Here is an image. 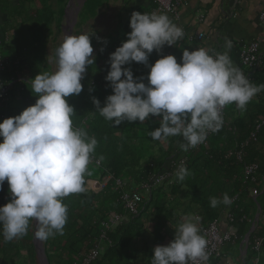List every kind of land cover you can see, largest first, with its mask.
Returning <instances> with one entry per match:
<instances>
[{
    "label": "trees",
    "instance_id": "trees-1",
    "mask_svg": "<svg viewBox=\"0 0 264 264\" xmlns=\"http://www.w3.org/2000/svg\"><path fill=\"white\" fill-rule=\"evenodd\" d=\"M129 1L124 0V10L129 14L125 21L118 20V31L99 41L95 34L90 37L92 46H96L94 65L89 66L81 81V93L67 98L75 110L74 126L85 128L98 144L93 155L95 160L89 165L92 174L86 177L87 192L64 199L68 206L64 233L44 241L48 263L73 264L82 250L87 251L96 243L103 228L102 223L113 214L120 213L122 223L107 232L112 243L90 264H151L154 247L163 245L166 238L174 239L170 230L175 233L186 217H200L199 227H204L219 218L221 211H229L233 216L231 227L237 234L236 243L247 235L254 215L258 213L254 230L248 235L246 253L240 259L242 264H264V125L259 129L256 143L244 151L241 161L234 154L225 157L226 151L249 136L256 121L264 119V91L253 97L243 112L235 104L230 105L236 108L233 110L237 114L227 118L225 111L222 128L208 135L191 152L180 149V137L158 141L148 136L149 131L159 127L160 117H150L142 123L125 121L112 126L96 112L92 97L97 98L102 107L106 97L112 94L109 82L105 80L110 70L109 54L126 41L127 33L131 31L129 20L132 12L147 13L139 8L130 11L127 8ZM6 2L8 0H0V62L3 64L0 84L8 87V96L0 102V122L19 115L35 103L30 80L35 73L50 72L49 66L44 65L45 47L52 35V26L56 24L57 31L60 30L67 0H11L8 3L10 10L4 7ZM54 4L56 7H53ZM88 5H92V15H89L95 16L98 8L105 4L101 0H84L77 14V27L91 18L88 15L80 17L84 6ZM186 42L183 40L175 46H165L159 54L153 51L149 56V65L168 54L174 55L179 63L183 49L191 48ZM124 67L131 68L134 78L143 76V82L147 84L148 67L136 62ZM250 74L251 82L264 84V62ZM89 88L93 91L90 92ZM182 153H187L185 166L190 173L183 181H179L176 172H172V182L164 181L153 187L150 198L143 203V208L139 207L138 214H128L123 210L120 200L123 185L124 192L131 193L133 187L148 183L151 174L159 173L168 160ZM242 161L258 164V182L255 186L259 194L254 200L248 196L246 189H242ZM108 176L107 186L102 190L95 192L88 186V183L101 182ZM117 180L121 182L119 186L115 184ZM224 193L229 198L238 194L239 198L230 205L210 207L209 198H222ZM9 199L8 183L5 181L0 189V206ZM33 232L34 225L30 224L28 234L23 238L4 242L0 235V264H38ZM256 237L261 239L258 251L252 249ZM50 255L54 258L51 259ZM220 259L212 257L207 264H220Z\"/></svg>",
    "mask_w": 264,
    "mask_h": 264
},
{
    "label": "clouds",
    "instance_id": "clouds-1",
    "mask_svg": "<svg viewBox=\"0 0 264 264\" xmlns=\"http://www.w3.org/2000/svg\"><path fill=\"white\" fill-rule=\"evenodd\" d=\"M129 27L126 41L109 54L110 70L105 80L112 94L102 107L92 97L96 112L112 126L160 117L159 127L149 131L148 136L158 141L180 137L179 147L187 152L202 144L209 132L222 128L226 106L235 104L243 112L253 97L264 91V84L251 82L231 59L230 40H225L223 52L204 47L183 49L179 63L168 54L149 65L150 54L175 46L184 36L183 29L165 13L136 11L130 16ZM92 35H65L55 50V70L38 73L30 80L35 103L0 122V189L7 181L10 196L0 206V235L4 242L26 236L30 224L39 241L63 235L68 219L64 199L88 190L86 177L92 174L89 165L98 141L85 128L74 126L75 110L67 98L81 93V81L89 66L94 65ZM132 62L149 68L147 84L143 76L134 78L131 68L124 67ZM189 174L183 164L175 173L179 181ZM96 183L99 182L88 186L93 189ZM124 189L123 185L122 195ZM135 191L142 199L134 215L151 196L138 186L132 188ZM209 203L216 208L230 205L232 200L224 193L222 198L210 197ZM122 208L132 214L123 204ZM199 221L196 215L186 217L173 240L154 247L151 264H207L208 241L201 235Z\"/></svg>",
    "mask_w": 264,
    "mask_h": 264
},
{
    "label": "built area",
    "instance_id": "built-area-1",
    "mask_svg": "<svg viewBox=\"0 0 264 264\" xmlns=\"http://www.w3.org/2000/svg\"><path fill=\"white\" fill-rule=\"evenodd\" d=\"M152 1L155 4V6L148 13L156 12V13H165L167 15L172 14L176 16L178 6H180L185 0H152ZM258 19L264 28V2L258 14ZM200 37H202L201 33L198 35V38ZM263 41H264V32L263 35L252 41L250 44L244 46L239 52V59L241 64L243 66H246L250 71L258 69V67L264 61V53L258 52L259 46ZM0 68H3V64L1 62H0ZM243 73L251 81L252 79L251 74H247L245 72ZM7 96H8V87L1 85L0 102L6 100ZM224 110L225 108L223 109V117H224ZM263 125H264V119H260L259 121H256L255 128L253 129V131L250 132L249 136L245 140L240 142L238 145H235L233 149L226 151L225 157L234 154L236 159L238 161H241L244 151H246V149L250 145L256 143L259 129ZM211 133L213 132H209L208 135H210ZM192 149H189L188 151L191 152ZM186 154L187 153H182L180 156L176 158H171L170 164L168 166L162 168V170L157 174H151L147 179L148 183L143 184L142 187L140 186V188L145 193H149L153 187L164 181L172 182V172H177L181 164L185 166ZM93 160L95 159L93 158ZM96 164H99V162L96 161ZM257 172H258L257 163L242 161V174H241V180H242L241 183L243 185L242 189L243 190L246 189L248 191V196L253 200L259 194V189L257 186H255L257 185L258 182ZM108 179L109 177L103 179L102 182L94 184V186L92 187L93 190L98 191L103 187H105L107 185ZM262 181L264 182V178ZM115 184H117L116 186H119L121 182L117 180ZM240 191L241 188L239 189L238 192ZM238 198H239L238 194L231 197L230 198L232 200L231 204L235 203V201ZM141 199H142L141 195L136 191L132 192L131 194L125 193L121 196L122 204L132 214L135 213L136 206L141 201ZM257 209H259L258 206ZM222 214L225 220V229L221 228V224L218 219H214L208 224H206L204 227H200L201 235H203L208 241L207 262L212 257H218L221 254L224 245L236 242L235 241L237 238L236 230L231 227V223L233 222V216L229 211H225ZM121 220H122V216L119 214H115L110 220L103 222L102 223L103 228L99 233L98 239H96V243L89 250L79 253L77 258L74 260L73 264H90V262L95 260L98 257V255L102 253L105 250V248L112 243L107 236V232L113 229L116 224L121 223ZM247 244H248V237L246 239L244 238L240 243L242 247H244V245L247 246ZM260 245H261V239L256 237L254 239L252 249L258 251ZM246 249L244 247L242 253L245 252Z\"/></svg>",
    "mask_w": 264,
    "mask_h": 264
},
{
    "label": "crops",
    "instance_id": "crops-1",
    "mask_svg": "<svg viewBox=\"0 0 264 264\" xmlns=\"http://www.w3.org/2000/svg\"><path fill=\"white\" fill-rule=\"evenodd\" d=\"M263 2L264 0H185L178 6L177 15L171 14L168 17L173 23L183 29L184 36L177 42L181 43L183 40H186V44L191 45V48L188 49L189 51L204 47L217 52H223L226 50L225 40H230L232 42V48L229 50L231 59L242 72L250 74L252 71L241 64L239 52L244 46L263 35L264 28L258 19ZM154 6L155 4L152 0H130L127 8L130 11L139 8L148 13ZM121 7L117 13L115 27L111 33L119 30L117 27L118 20L125 21L129 14L124 10V7H126L124 6V0H122ZM118 14L120 15L119 18ZM111 33L105 36L107 37ZM200 33L202 37L198 38ZM258 52L264 53V41L260 44ZM233 109L236 110L234 106L231 110H228L229 113L231 112V116L237 114ZM169 164L170 160L166 162V166ZM217 219L220 221L221 228L225 229L223 214ZM148 232L150 233V230ZM170 232L171 235L175 236L172 230ZM171 240L173 238H166L163 245H167ZM228 245H236L238 247L239 254L236 255L238 258L245 255L244 252L242 253L243 247L240 243H229ZM225 246L221 251L220 264H235L234 257L229 255L228 247L226 249Z\"/></svg>",
    "mask_w": 264,
    "mask_h": 264
},
{
    "label": "rangeland",
    "instance_id": "rangeland-1",
    "mask_svg": "<svg viewBox=\"0 0 264 264\" xmlns=\"http://www.w3.org/2000/svg\"><path fill=\"white\" fill-rule=\"evenodd\" d=\"M10 1L11 0H8V3ZM101 1L105 5L98 8V12L95 16H91L92 13L90 12V9L92 10L91 8L92 5L84 6L83 8L84 12L82 13L83 15L81 14L80 17L88 15V16H91V18L89 17L88 20L81 25V27H77L76 23H77L78 16L74 17V15L79 7L81 9L80 5H81L82 0H71L67 8V13L65 16L63 15L62 20L60 22V30L57 31L56 24L52 26L53 32H52V35L49 36L48 42L45 47V54H44L45 55L44 65L46 64L49 66L50 72H53L56 68L55 50L62 43L66 33H68V35H74V36H78L80 34L93 33L96 35L99 41L103 39L106 34L112 32L113 28L115 27V22L117 20V13L119 11V8L122 6V0H107L106 2L105 0H101ZM8 3L7 2L4 3V7H7L6 10H10L8 7ZM67 3H68V0H67ZM53 7H56V4H54ZM90 13L91 15H89ZM92 47L94 49L93 54H95L96 46L94 45ZM41 65L43 66V63ZM35 76H36V73L33 75V78ZM27 87L29 86L27 85ZM9 101H10L9 102L10 105H12V101L10 99ZM230 108H231L230 105L226 107L225 114H227L226 115L227 118L231 117V114L227 112ZM34 231H35V228H34ZM33 243L35 244L36 254H37V252L39 251L38 247L40 245H44V241L37 240L34 237V232H33ZM236 244H239V243H236ZM225 247H228L229 255L234 257L235 262H236L235 264H242V260L236 256L239 254L238 247L236 245H228V246L226 245ZM36 256H37L38 264H41L39 261L38 255ZM49 257L51 259L54 258L53 255H50Z\"/></svg>",
    "mask_w": 264,
    "mask_h": 264
},
{
    "label": "water",
    "instance_id": "water-1",
    "mask_svg": "<svg viewBox=\"0 0 264 264\" xmlns=\"http://www.w3.org/2000/svg\"><path fill=\"white\" fill-rule=\"evenodd\" d=\"M70 2H71V0H68V3H67V5H66V7H65V9H64V14H63L64 16H65L66 13H67V8H68ZM83 2H84V0H82L80 6L83 5ZM79 9H80V7H79L78 10L76 11L74 17L77 16ZM65 35H68V33H66ZM257 219H258V213L255 215V217H254V221L252 222V224H251V226H250V228H249V230H248V233H247V235L245 236V239L248 237L249 233H251V231L254 229L255 222L257 221ZM244 247H245V249L247 248L246 245H245ZM38 249H39V251L37 252L36 255H38V258H39L40 263H41V264H49L48 261H47V259H46V256H45V252H44V248H43V246L40 245V246L38 247Z\"/></svg>",
    "mask_w": 264,
    "mask_h": 264
}]
</instances>
